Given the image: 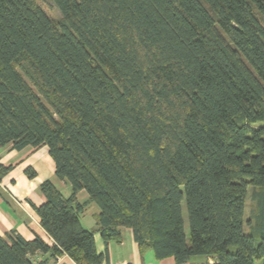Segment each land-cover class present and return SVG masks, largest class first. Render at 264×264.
Masks as SVG:
<instances>
[{
  "label": "trees",
  "instance_id": "1",
  "mask_svg": "<svg viewBox=\"0 0 264 264\" xmlns=\"http://www.w3.org/2000/svg\"><path fill=\"white\" fill-rule=\"evenodd\" d=\"M260 122L264 0H0V149L47 146L72 190L40 183L53 243L0 235V264H99L95 233L121 242L125 227L158 259L264 264Z\"/></svg>",
  "mask_w": 264,
  "mask_h": 264
},
{
  "label": "crops",
  "instance_id": "2",
  "mask_svg": "<svg viewBox=\"0 0 264 264\" xmlns=\"http://www.w3.org/2000/svg\"><path fill=\"white\" fill-rule=\"evenodd\" d=\"M12 165L13 168L3 178V191L0 193V235L15 230L27 239L41 236L49 244L53 238L40 224L31 204L40 205L46 201L39 185L44 180H51L65 195H70L71 185L59 178L55 173V162L47 146L34 148L27 146L21 150L14 149L8 144L0 149V165ZM27 168H33L37 175L30 178ZM78 200L85 205L82 214V224L89 229L96 228L97 217L100 212L98 206L89 199L86 190L78 193ZM96 246L99 253L104 255V260L99 264H178L173 257L158 259L151 248L141 250L135 241L133 231L129 227L123 228L121 242L111 241L105 244L100 232L95 233ZM36 258L45 257L41 252L36 253ZM213 262L212 258H208ZM207 260V261H208ZM49 264H75L67 254L60 255L57 259L51 258ZM197 263L190 259L183 264Z\"/></svg>",
  "mask_w": 264,
  "mask_h": 264
},
{
  "label": "rangeland",
  "instance_id": "3",
  "mask_svg": "<svg viewBox=\"0 0 264 264\" xmlns=\"http://www.w3.org/2000/svg\"><path fill=\"white\" fill-rule=\"evenodd\" d=\"M56 14L58 16L60 15V12H59L58 9H56ZM260 123H264V122H260ZM253 190L259 191V187H257V186H251L250 187V193L248 192L249 194L247 196V201H246V215L249 218L251 216H253V214L255 212V208H256V200H255V197L253 195ZM95 206H98V205L95 203ZM181 206H182V212H183V217H184L185 233H186V236H187L188 242H189V238H190V234H189V221H188V215H187L186 200H185V198L182 200ZM248 231H249V229L246 228V232H248ZM191 259L194 262L202 263V262H206L208 260V257L205 256V255H194V256L191 257ZM254 264H262V260L261 259H255L254 260Z\"/></svg>",
  "mask_w": 264,
  "mask_h": 264
}]
</instances>
